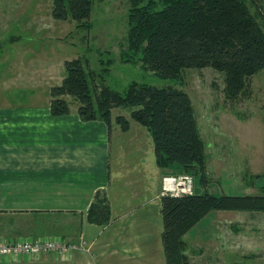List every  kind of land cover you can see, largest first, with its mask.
<instances>
[{
  "label": "rangeland",
  "instance_id": "1",
  "mask_svg": "<svg viewBox=\"0 0 264 264\" xmlns=\"http://www.w3.org/2000/svg\"><path fill=\"white\" fill-rule=\"evenodd\" d=\"M129 6V0H96L90 16L92 25L85 28L78 27L71 16L56 19L53 0H0V104L46 99L50 84H62L66 62L78 57L92 69L109 65L107 82L121 92L132 81L181 87L192 100L205 142L207 181L195 175V191L261 193L264 69L250 75L243 89L233 96L225 91L224 75L210 67L187 69L180 80L159 78L140 64L123 59L121 50L126 48ZM20 77L34 80L10 85V80ZM66 97L70 107L79 109L80 102L74 96ZM136 108H113L114 136L116 128L121 127L115 116L123 114L131 124H137L131 115ZM137 138L142 142L136 141L135 146L132 142ZM122 139L124 146L132 144L126 147L129 153H121L124 158H114V169H125L146 148V167L158 170L153 141L151 137V142L144 137L143 130L133 139ZM179 173L183 172L168 171L167 174ZM55 223L50 215L0 210V237L54 235L61 231ZM185 239L194 264H264V212L211 210L190 228Z\"/></svg>",
  "mask_w": 264,
  "mask_h": 264
},
{
  "label": "trees",
  "instance_id": "2",
  "mask_svg": "<svg viewBox=\"0 0 264 264\" xmlns=\"http://www.w3.org/2000/svg\"><path fill=\"white\" fill-rule=\"evenodd\" d=\"M95 1L53 0V15L59 20L71 16L78 27L90 28ZM129 4L123 59L159 78L180 80L187 69L210 67L224 75L225 91L233 96L250 75L264 69V0H129ZM65 66L62 84L51 89L54 115L70 111L67 95L80 102L83 119H102L109 127L113 108L137 107L132 118L150 131L157 165L207 181L205 142L187 91L132 81L121 92L107 82L109 65L92 69L78 57ZM115 117L123 130L130 128L123 114ZM260 188L256 194H215L206 189L161 196L167 264H194L185 235L209 211L264 212V185ZM86 219L99 225L110 221L106 190H97Z\"/></svg>",
  "mask_w": 264,
  "mask_h": 264
},
{
  "label": "crops",
  "instance_id": "3",
  "mask_svg": "<svg viewBox=\"0 0 264 264\" xmlns=\"http://www.w3.org/2000/svg\"><path fill=\"white\" fill-rule=\"evenodd\" d=\"M33 80L20 77L9 83ZM53 86L44 100L0 104V210L50 215L61 229L50 236L77 240L78 248L68 258L48 253L0 264H167L160 191L168 172L158 165L157 171L146 167V148L125 169L113 166L128 145L142 142L137 138L124 146L122 138L133 139L143 130L151 142L150 131L130 122L127 130L116 128L114 136L112 124L85 120L76 106L54 115ZM99 189L107 191L111 203L105 225L86 219Z\"/></svg>",
  "mask_w": 264,
  "mask_h": 264
},
{
  "label": "built area",
  "instance_id": "4",
  "mask_svg": "<svg viewBox=\"0 0 264 264\" xmlns=\"http://www.w3.org/2000/svg\"><path fill=\"white\" fill-rule=\"evenodd\" d=\"M191 173L166 174L162 177L160 196L191 194L195 191ZM78 244H70L60 236H26L16 239L0 237V262L21 257L53 253L68 258Z\"/></svg>",
  "mask_w": 264,
  "mask_h": 264
}]
</instances>
